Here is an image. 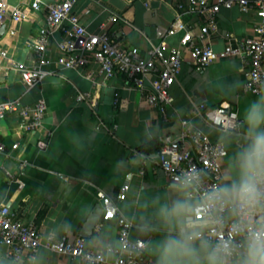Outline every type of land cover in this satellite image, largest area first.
Here are the masks:
<instances>
[{
  "label": "crops",
  "instance_id": "obj_1",
  "mask_svg": "<svg viewBox=\"0 0 264 264\" xmlns=\"http://www.w3.org/2000/svg\"><path fill=\"white\" fill-rule=\"evenodd\" d=\"M8 2L24 6L23 0ZM77 11L92 32H100L104 25L122 45L136 46L143 52L162 43L167 48L182 46L184 31L170 34L178 16L188 26L201 24V18L189 10L188 0H81ZM45 15V11L30 10L26 19L15 23L8 14L0 25V29L6 27L1 46L16 62L25 66L35 63L29 43L45 26ZM112 16L118 18L112 20ZM258 21L253 13L223 9L212 42L214 49L220 52L230 40L236 43L251 36ZM11 29L15 34L9 33ZM60 55L53 44L50 68L54 73L33 88H28L18 71L0 72V104L18 101L24 107H34L43 99L48 107L37 130L22 129L18 114L0 119V202L8 204L24 221L34 223L44 236L74 240L81 237L96 206H103L98 197L102 192L133 223V239H141L146 245L162 239L166 229L156 214L160 205L176 194L160 166L163 141L177 138L181 120L191 119L213 140L227 146L222 177L227 181L229 163L246 143V110L264 98V91H244L241 58H219L205 70H197L187 56L182 74L171 89L174 103L164 115L150 107L139 90L126 87L120 76L106 80L96 65L63 68L57 63ZM79 92H89L97 107L79 102ZM222 103L236 107L242 122L238 131L225 133L192 115L193 104ZM15 144H19L18 149L13 148ZM6 170L14 177H8ZM102 215L92 237L85 238L88 247H119L117 221H105ZM145 221L154 225L151 232L143 228ZM6 252V247L0 246V264H79L47 248H42L34 261L15 262ZM146 254L156 264L148 247Z\"/></svg>",
  "mask_w": 264,
  "mask_h": 264
},
{
  "label": "built area",
  "instance_id": "obj_2",
  "mask_svg": "<svg viewBox=\"0 0 264 264\" xmlns=\"http://www.w3.org/2000/svg\"><path fill=\"white\" fill-rule=\"evenodd\" d=\"M81 0H23V7L0 0V25L8 14L18 23L33 12L45 11V26L32 39L29 47L35 63L25 66L13 60L0 43V72L18 71L22 81L33 88L39 86L54 72L51 46L61 52L57 63L66 69H83L96 65L106 80L120 76L126 87L139 90L147 104L158 108L162 114L173 105L171 89L182 74L186 57L197 70H205L219 58L238 57L244 64L246 82L244 91L260 94L264 91V0H188L189 10L201 18L198 26H188L181 16L172 25L170 34L184 31L181 45L167 48L164 43L151 45L146 51L136 46H125L105 28L92 32L84 24L77 8ZM238 8L244 14H255L259 21L254 33L234 43L229 41L217 52L213 46L218 18L223 9ZM117 16H112L116 20ZM11 35L15 30L11 29ZM79 102H89L95 109L97 101L89 92H79ZM47 103L40 100L34 107H24L18 101L0 104V119L11 114L21 118V128L26 131L39 129L47 113ZM193 117L206 120L213 127L231 133L239 130L242 122L236 107L230 103L216 106L193 104ZM182 130L177 138H166L159 151L160 166L171 183H179L190 170H200L205 187L221 182L223 164L228 156L224 142L213 140L193 124L191 119L181 120ZM19 144L13 146L18 149ZM8 177L12 172L6 170ZM103 205V220H116L119 227L120 246L108 244L104 249H91L86 239L69 240L66 236H44L34 224L24 221L11 207L0 202V246L7 249L6 256L15 262L34 261L42 248L66 256L79 264H154L146 254L147 245L132 238L133 223L120 214L118 205L104 193H98ZM213 236H227L211 233ZM241 237H237L239 241ZM143 242L145 248L138 245Z\"/></svg>",
  "mask_w": 264,
  "mask_h": 264
},
{
  "label": "clouds",
  "instance_id": "obj_3",
  "mask_svg": "<svg viewBox=\"0 0 264 264\" xmlns=\"http://www.w3.org/2000/svg\"><path fill=\"white\" fill-rule=\"evenodd\" d=\"M244 123L246 143L230 161L227 181L205 187L201 171L190 170L171 185L176 194L156 214L166 232L147 245L156 264H264V98L249 106Z\"/></svg>",
  "mask_w": 264,
  "mask_h": 264
},
{
  "label": "water",
  "instance_id": "obj_4",
  "mask_svg": "<svg viewBox=\"0 0 264 264\" xmlns=\"http://www.w3.org/2000/svg\"><path fill=\"white\" fill-rule=\"evenodd\" d=\"M6 31V27L3 26L0 29V37L2 36V34ZM103 206L101 205H97L95 210L91 213V215L88 217L87 221L85 222L82 231L80 233L81 237L83 238H90L92 237L95 228L98 225V222L100 220V217L103 213Z\"/></svg>",
  "mask_w": 264,
  "mask_h": 264
}]
</instances>
